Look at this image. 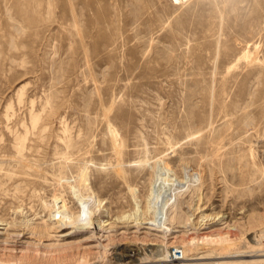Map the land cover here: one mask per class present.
Here are the masks:
<instances>
[{
    "label": "rangeland",
    "instance_id": "rangeland-1",
    "mask_svg": "<svg viewBox=\"0 0 264 264\" xmlns=\"http://www.w3.org/2000/svg\"><path fill=\"white\" fill-rule=\"evenodd\" d=\"M256 230L264 0H0L1 264H215L201 237Z\"/></svg>",
    "mask_w": 264,
    "mask_h": 264
},
{
    "label": "bare ground",
    "instance_id": "bare-ground-1",
    "mask_svg": "<svg viewBox=\"0 0 264 264\" xmlns=\"http://www.w3.org/2000/svg\"><path fill=\"white\" fill-rule=\"evenodd\" d=\"M245 53V52H244ZM246 56V53L245 54H243L242 55V57L244 58ZM241 59V58H240ZM207 144V143H206ZM211 145V144H210ZM66 160V159H65ZM120 163V162H119ZM49 225V224H48ZM6 226V225H5ZM41 227V226H40ZM40 227H39V229H40ZM50 227V226H49ZM46 228H47V226L45 225V231H46ZM42 229V228H41ZM260 230V229H259ZM44 231V230H43ZM50 232H51V228H50ZM49 232V233H50ZM43 233H45V232H43ZM46 233H47V231H46ZM48 237V236H47ZM201 239H202V242H206V243H209V244H211V243H213L214 245L215 244H220V246L222 245V248L224 249L222 252H220V254L222 253V256L221 257H219V258H217V259H222L220 262H217V263H215V264H230V259H236V258H258V260L256 259V260H249V261H241V260H236V261H234V263L235 264H244V263H251V262H257V263H261V262H263L264 263V230H261V231H259V232H257V230H256V233H254V235H253V237L248 241V243H247V245H249L250 247L249 248H253V250H254V253L255 254H252V253H249V252H237V251H235V252H230V250L228 251V249L229 248H231V247H226L227 246V244L228 243H230L231 242V240H222V239H220V238H218L217 240H215V239H213L212 237H210V238H208V237H201ZM195 239H192V241H191V244H193L194 245V241ZM187 243H189V242H187ZM235 242H233V244H234ZM245 243V242H244ZM208 244V245H209ZM232 244V243H231ZM235 244H237V243H235ZM239 245H240V243H238ZM237 244V245H238ZM243 244V243H242ZM213 245V246H214ZM195 247H196V245H195ZM198 247V246H197ZM196 247V248H197ZM215 247V246H214ZM218 247H219V245H218ZM235 247H238V246H235ZM234 246H233V248H235ZM190 248V247H189ZM239 248V247H238ZM187 249V248H186ZM204 249V248H203ZM214 249V248H213ZM190 250H192V249H190ZM200 250V249H199ZM210 250V249H209ZM212 250V249H211ZM210 250V251H211ZM237 250V249H236ZM252 250V251H253ZM137 251V250H136ZM186 251V250H185ZM195 251H197V249H195ZM208 251V250H207ZM218 251H219V249H218ZM228 251V252H227ZM251 251V250H250ZM124 252V251H123ZM125 252H126V250H125ZM192 252V251H191ZM224 252V253H223ZM260 252V253H259ZM127 253H130L129 254V256H122L121 254V256L117 259L118 261H122L123 259L124 260H126L127 259V261L128 260H130L129 262H127L126 264H148V261L147 260H145V259H141L140 257H136V252L135 251H129L128 250V252ZM139 253V252H138ZM185 253H188V252H183V255H184V260L182 261V262H193V263H187V264H211V263H197V262H200V261H204V260H207L206 258H205V256H202V257H197V258H194V259H186L185 258ZM209 253V252H208ZM212 253V252H211ZM226 253V256H224L223 254H225ZM257 253V254H256ZM259 253V254H258ZM218 254H219V252H218ZM251 254V255H250ZM128 255V254H127ZM206 255V254H205ZM209 255V254H208ZM218 256V255H217ZM216 256V257H217ZM167 258V257H166ZM215 258V257H214ZM229 259V260H228ZM194 262H196V263H194ZM125 263V262H124ZM150 263V262H149ZM153 263H167L168 264V260H157V261H155V262H153ZM256 263V264H257ZM1 264V263H0ZM10 264H14V263H10Z\"/></svg>",
    "mask_w": 264,
    "mask_h": 264
},
{
    "label": "built area",
    "instance_id": "built-area-1",
    "mask_svg": "<svg viewBox=\"0 0 264 264\" xmlns=\"http://www.w3.org/2000/svg\"><path fill=\"white\" fill-rule=\"evenodd\" d=\"M184 260V255L182 250L174 249L171 252V259L169 261V264H180Z\"/></svg>",
    "mask_w": 264,
    "mask_h": 264
}]
</instances>
